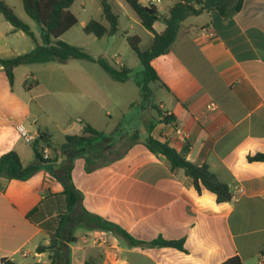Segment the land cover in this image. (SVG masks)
Here are the masks:
<instances>
[{
    "label": "crops",
    "instance_id": "crops-1",
    "mask_svg": "<svg viewBox=\"0 0 264 264\" xmlns=\"http://www.w3.org/2000/svg\"><path fill=\"white\" fill-rule=\"evenodd\" d=\"M0 1L29 26L40 44L39 30L33 31L30 19L19 15L25 14L21 1ZM138 1L148 6V0ZM78 2L82 10L95 7L105 25L100 0ZM159 3L154 6L161 13ZM173 4L168 0L165 11ZM153 29L159 33L164 25L156 22ZM34 45L0 15L1 59L26 53ZM71 60L27 65L21 86L30 90L33 86H24V80H36L37 66L43 65L53 74V93L82 96L90 89L99 91L87 70L67 69ZM151 65L165 88L157 82L149 85L150 100L140 102L136 119L122 123L123 107L115 105L116 117L105 112L106 119L91 122L86 119H94L96 111L87 105L84 118L70 129L80 134L89 124L103 133L101 140L67 155L49 149V159L55 162L25 181L0 177V264L3 259L49 264V253L35 249L47 246L55 235L59 247L50 252L52 264H221L232 257L242 264H264V162L247 160L264 154V0H241L239 10L227 17L214 9L187 15L167 51ZM127 103L126 108L133 107V101ZM39 114L31 97L25 100L15 93L14 84L10 88L1 67L0 155L14 151L23 165L33 160L31 145L16 131L19 124L30 133H45L55 147L73 134L62 130V140L55 143L52 133L41 127ZM159 114L173 121L160 122ZM148 135L177 152L186 149V160L194 165L207 164L228 186L231 199L218 203L213 193L203 188L198 193L181 169H170L162 155L145 147ZM39 146L45 147L42 142ZM65 161L71 164L77 197L70 209L51 173ZM82 211L121 229L138 244L130 246L111 231L84 224ZM156 239L182 241V248L151 246Z\"/></svg>",
    "mask_w": 264,
    "mask_h": 264
},
{
    "label": "trees",
    "instance_id": "trees-1",
    "mask_svg": "<svg viewBox=\"0 0 264 264\" xmlns=\"http://www.w3.org/2000/svg\"><path fill=\"white\" fill-rule=\"evenodd\" d=\"M20 1L27 17L38 25L41 43L38 44L35 42L34 34L31 32L29 26L16 16L8 5L0 1V15L12 26L13 30L23 32L35 43L33 49L26 53L8 59L0 58V65L10 88L13 87L15 80L13 70L19 66L46 64L51 62L63 64L70 59L85 60L97 64L114 82L124 83L131 80L138 88L139 97L142 101L150 100L151 89L149 85L151 83L157 82L161 88H165L157 77L151 65V61L167 51L181 20L187 15H198L204 11L213 9L227 17L237 12L241 5V0H178L168 10L167 15L163 16L155 6H143L138 0H124L135 13L140 26L152 35L151 42L145 49H141V41L138 37L133 35L125 36L128 46L136 55L141 66L140 76H134L132 75V70L124 65L117 67L115 64H110L104 58H93L80 47L70 45L61 40V36L77 23L76 17L70 11V7L74 0ZM100 7L101 18L107 25H103L98 20L91 19L82 27V32L84 34L92 35L96 39L110 37L118 32V16L112 11L109 0H100ZM156 22H160L164 25L163 31L159 33L155 32L153 25ZM31 81V86L34 87L38 85L37 81L31 79H25L23 85L28 87L27 85ZM159 116L160 122L170 123L173 121L172 116H165L162 114H159ZM152 128L153 125L150 126L149 132ZM102 138L103 133L101 131H97L89 124L85 123L80 134L65 135L64 142L55 147L46 140L45 133L40 132L38 137L31 144L33 160L27 165L21 163L19 156L14 151H9L0 155V177L8 180L25 181L37 172L41 166L55 162V158L43 159V147L39 146L40 142L53 152L59 153V155H67L70 150L75 147L97 142ZM144 145L151 153H159L162 155L167 160L170 169H181L185 176L191 178L193 187L198 193H200L203 188L213 193L218 203L228 202L231 199V192L228 186L221 182L217 176L210 171L207 164L197 166L186 160V149L177 152L169 147L167 143H161L153 139L150 135L147 136ZM247 160L250 162H264V154H256L248 157ZM51 173L62 185V195L65 198L67 209H70L77 203V197H75V191L71 183V164L65 161L59 166L51 169ZM79 218L84 224L93 223V227L96 229L108 230L115 233L130 246L138 244L139 242L121 229L113 228L101 221L100 218L92 216L85 211H82ZM56 237L57 235L50 236L47 246L40 245L35 249L36 253H49V264H52L53 258L50 252H55V249L59 247ZM69 242H74V239H70ZM150 245L181 249L182 241L156 239L151 241ZM1 264L18 263L3 259ZM31 264L41 263L34 262ZM85 264L89 263L85 262ZM221 264H242V262L238 257H232Z\"/></svg>",
    "mask_w": 264,
    "mask_h": 264
},
{
    "label": "rangeland",
    "instance_id": "rangeland-1",
    "mask_svg": "<svg viewBox=\"0 0 264 264\" xmlns=\"http://www.w3.org/2000/svg\"><path fill=\"white\" fill-rule=\"evenodd\" d=\"M167 1L163 0L158 5L163 16L167 15V11H165L168 7ZM177 1L173 0L174 3ZM109 3L112 6L113 12L118 16V32L115 35L96 39L92 35L84 34L82 27L91 19L99 20L98 13L97 9L91 6L84 7L85 9L82 10L77 0L72 9H70L76 17L77 23L61 40L70 42L68 43L70 45L80 47L90 56L104 58L110 64H115L117 67L124 65L132 70V75L140 76L141 66L136 55L128 46L125 36L133 35L138 37L141 41V49H145L151 42L150 33L140 26L135 13L124 0H111ZM22 13L19 11V15L26 18L27 16ZM29 21L34 25L32 27L33 31L39 29L35 22ZM102 22L104 23V21ZM105 25H107L106 22ZM51 63L58 65L55 62ZM70 63L67 69H85L95 77L99 91L93 92L90 89L88 93L83 92L82 96L72 95L67 92H51L50 80L53 74L43 66L50 63L37 66L39 70L37 71L35 81L38 82V85L32 87L30 90H25L20 82H22L24 75L27 73V65L19 66L13 70L15 77L14 92L25 100L31 97L33 109H40L39 120L41 127L44 126L52 133L55 143H59L65 133L74 134L75 129L72 131L70 129L71 125H78L80 123L79 120L84 118L82 116H84L89 108L96 111L94 119H86L91 120V122H100L102 119H106L104 116L105 112H110L113 118L116 117L115 105L123 107V117L120 120L122 123L125 124L132 116L133 119H136V114L141 109L139 104L142 100L139 97L138 88L133 82L128 81L124 84L114 82L95 63L85 60H71ZM31 84L32 81L27 86L31 87ZM129 101H133V107L126 108ZM87 105L88 109L85 111ZM81 109H83V113L80 112ZM62 130L65 133H62ZM24 262H31V259H26Z\"/></svg>",
    "mask_w": 264,
    "mask_h": 264
},
{
    "label": "built area",
    "instance_id": "built-area-1",
    "mask_svg": "<svg viewBox=\"0 0 264 264\" xmlns=\"http://www.w3.org/2000/svg\"><path fill=\"white\" fill-rule=\"evenodd\" d=\"M160 0H148L147 5L148 6H154L155 4L159 3ZM16 131L19 134L20 138L26 143V144H32V142L38 137V134L36 133H30L23 125L19 124L16 126ZM176 134H180V131L178 129L175 130ZM50 154V150L47 146H45L42 149V157L43 159H48Z\"/></svg>",
    "mask_w": 264,
    "mask_h": 264
},
{
    "label": "water",
    "instance_id": "water-1",
    "mask_svg": "<svg viewBox=\"0 0 264 264\" xmlns=\"http://www.w3.org/2000/svg\"><path fill=\"white\" fill-rule=\"evenodd\" d=\"M0 68H1V65H0Z\"/></svg>",
    "mask_w": 264,
    "mask_h": 264
}]
</instances>
